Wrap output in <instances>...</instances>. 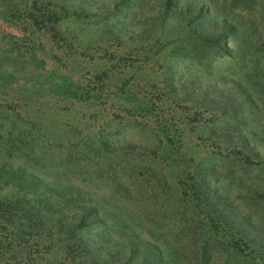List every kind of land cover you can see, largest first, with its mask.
<instances>
[{
  "label": "rangeland",
  "instance_id": "374dc122",
  "mask_svg": "<svg viewBox=\"0 0 264 264\" xmlns=\"http://www.w3.org/2000/svg\"><path fill=\"white\" fill-rule=\"evenodd\" d=\"M162 1L0 0V149L10 128L32 133L26 154L43 156L27 168L96 204L91 241L138 240L95 264H145L141 242L156 264H264V0H190L183 21L204 4V20L236 27L231 55L203 59ZM39 7L59 12L60 33L28 18ZM205 92L218 107L199 105ZM11 220L0 264H84L50 217Z\"/></svg>",
  "mask_w": 264,
  "mask_h": 264
},
{
  "label": "trees",
  "instance_id": "16d2710c",
  "mask_svg": "<svg viewBox=\"0 0 264 264\" xmlns=\"http://www.w3.org/2000/svg\"><path fill=\"white\" fill-rule=\"evenodd\" d=\"M246 2L248 0H245ZM183 3V4H182ZM193 2L188 0H163V11L168 14L170 18L176 19L179 23H182L188 36L196 34L197 38L193 45L196 47L193 49L195 56L203 59L204 57H213L217 55H231V48L228 44V38L230 35H235L236 27L232 22L220 20L210 17V21L204 20L206 14L204 10V4L194 7L196 13V19L183 21L188 14L185 12L190 9L189 12H193ZM247 5V4H246ZM37 4L33 8L37 11ZM39 12L35 14L32 10L27 13L28 18L34 23L43 24L41 28L47 31H53L54 33H60V18L57 11L49 8L43 10L39 7ZM50 15L55 17L56 20L51 21L57 25L48 26L44 24L46 17ZM181 15L183 18H181ZM204 16V17H203ZM170 92L174 94H180L181 90L176 87V84L171 81ZM185 95L187 93L185 92ZM189 95V94H188ZM218 102L210 97L207 92L200 102V106L206 107L210 105L211 108H216ZM232 117L239 120L240 108L238 105L233 104L231 106ZM7 121V119H6ZM242 121V118L240 119ZM8 137L3 142L6 146L5 150L0 149V184H4L10 188L8 194L0 195V217H3L6 221H10L13 218L23 217L24 221L28 223L35 222L42 224L43 219L50 217V229L59 230L62 235L67 237V244H63L71 251H76L78 256L83 259V263L95 264V262L101 258L99 252L102 248L109 246L111 249L109 260L119 253L121 246L124 244L129 247L130 252H133L135 246L138 247V240L127 238L126 242L113 241L108 233V230H102L97 232L99 235H95L99 240L96 242L94 239L91 241L90 236L93 234V227L99 225L102 222L101 214L98 212V208L92 201H82L75 199V197L84 198L82 194H78L73 197V193L69 191L70 186L59 187L54 182V186L47 184L44 179L38 174L34 173L30 168H27L25 161L30 158H42V154L30 153V158L26 154L27 149L39 145L36 137L32 133L26 134L23 130L11 128L8 130ZM14 135V136H13ZM32 136V139L29 138ZM11 137V138H9ZM14 142V144H13ZM107 141H103L102 148L106 146ZM30 144V145H29ZM18 161H22L21 165H16ZM35 169H39L35 167ZM38 171V170H37ZM78 191L82 192L80 189ZM139 193V192H138ZM72 201L68 211L64 210L62 206L63 201ZM72 211L71 219H68V212ZM8 217V218H7ZM10 219V220H8ZM12 221V220H11ZM23 222V221H20ZM13 223V222H12ZM92 233V234H91ZM96 242V243H94ZM100 242V244H98ZM94 243V244H93ZM143 255L141 261L145 264L153 262L156 264L157 260H162V251L159 250L157 245L153 242H141ZM126 246V247H127ZM127 247V248H128ZM119 249V250H118ZM120 259L121 261V257ZM119 261V262H120ZM117 262V260H116Z\"/></svg>",
  "mask_w": 264,
  "mask_h": 264
}]
</instances>
